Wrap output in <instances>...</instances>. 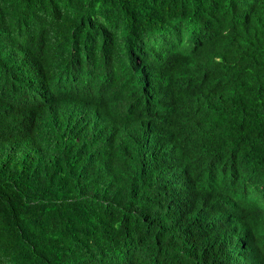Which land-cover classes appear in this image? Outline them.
Wrapping results in <instances>:
<instances>
[{
  "label": "trees",
  "instance_id": "1",
  "mask_svg": "<svg viewBox=\"0 0 264 264\" xmlns=\"http://www.w3.org/2000/svg\"><path fill=\"white\" fill-rule=\"evenodd\" d=\"M264 0H0V264H264Z\"/></svg>",
  "mask_w": 264,
  "mask_h": 264
},
{
  "label": "clouds",
  "instance_id": "2",
  "mask_svg": "<svg viewBox=\"0 0 264 264\" xmlns=\"http://www.w3.org/2000/svg\"><path fill=\"white\" fill-rule=\"evenodd\" d=\"M246 183L250 190L252 204L264 206V183L261 181L257 183Z\"/></svg>",
  "mask_w": 264,
  "mask_h": 264
}]
</instances>
